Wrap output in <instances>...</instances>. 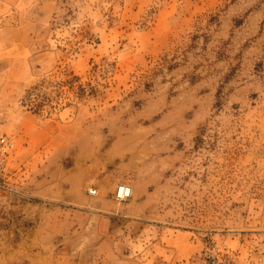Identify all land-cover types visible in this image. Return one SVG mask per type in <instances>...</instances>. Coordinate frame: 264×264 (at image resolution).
Wrapping results in <instances>:
<instances>
[{"label":"rangeland","instance_id":"rangeland-1","mask_svg":"<svg viewBox=\"0 0 264 264\" xmlns=\"http://www.w3.org/2000/svg\"><path fill=\"white\" fill-rule=\"evenodd\" d=\"M0 129V264H264V0H0Z\"/></svg>","mask_w":264,"mask_h":264},{"label":"built area","instance_id":"built-area-1","mask_svg":"<svg viewBox=\"0 0 264 264\" xmlns=\"http://www.w3.org/2000/svg\"><path fill=\"white\" fill-rule=\"evenodd\" d=\"M12 147V140L0 129V191L7 189V182L12 175L9 169V156ZM90 192L95 193L96 189H90ZM131 192V186L122 183L116 189V197L124 200L130 197Z\"/></svg>","mask_w":264,"mask_h":264}]
</instances>
